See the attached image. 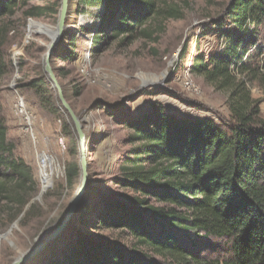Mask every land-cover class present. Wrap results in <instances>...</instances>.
I'll use <instances>...</instances> for the list:
<instances>
[{
	"label": "trees",
	"instance_id": "obj_1",
	"mask_svg": "<svg viewBox=\"0 0 264 264\" xmlns=\"http://www.w3.org/2000/svg\"><path fill=\"white\" fill-rule=\"evenodd\" d=\"M31 1L0 0V80L7 70L4 47L17 25L58 12L53 3ZM77 5L95 10L99 20L90 31L91 53L119 38H149V24L181 17L166 0ZM88 33L81 30L82 38ZM78 35L65 33L64 47L54 48L57 61L76 59ZM209 37L214 43L203 50L199 41ZM188 71L226 95L228 117L215 121L158 104L128 117L122 122L127 147L116 156L110 185L90 190L87 183L77 211L38 264H264V118L251 92L264 88V0H229L201 26ZM28 86L47 99L41 79ZM112 187L129 193L118 195ZM36 192L30 168L7 138L0 108V202L11 207L8 222L33 214L35 204L25 207ZM109 230L129 241L100 234Z\"/></svg>",
	"mask_w": 264,
	"mask_h": 264
},
{
	"label": "rangeland",
	"instance_id": "obj_2",
	"mask_svg": "<svg viewBox=\"0 0 264 264\" xmlns=\"http://www.w3.org/2000/svg\"><path fill=\"white\" fill-rule=\"evenodd\" d=\"M228 1L166 0L168 6L181 12L180 18L149 24L147 28L152 30L149 38L141 37L129 43H122L119 38L91 53L88 51L90 31L99 22L94 16L95 10H81L77 0H68L65 33L80 34L76 40L80 51L73 62L57 61L55 49L59 52L64 47V42L60 41L52 52L51 66L63 97L84 134L90 190L97 186L108 188L110 178L116 173V156L127 147L128 131L122 122L148 111L151 104L161 105L168 111L208 116L215 121L228 117L226 95L188 71L200 27L219 14ZM46 2L56 5L59 12L61 0H32L30 3ZM58 12L53 19L23 20L4 47L7 70L0 80V108L7 126V138L14 144L15 156L26 163L35 180L37 192L31 199L41 189L44 192L30 203L36 205L32 215L24 218L22 213L12 222H8L10 205L0 202V236L7 233L6 238L0 240V264H11L19 254L52 231L80 185L77 133L44 69L49 35L34 22L54 28ZM81 30L89 32L88 38H82ZM213 43L209 37L201 39L199 46L209 50ZM183 48H186L184 61L181 58ZM40 79L47 90V99L37 96L28 86L31 81ZM251 92L259 100L264 118V88L254 86ZM45 156L47 160H43ZM73 172L74 176L69 179ZM111 189L118 195L129 193L117 187ZM100 234L119 237L124 243L129 241L115 230ZM42 251L23 264H38Z\"/></svg>",
	"mask_w": 264,
	"mask_h": 264
},
{
	"label": "water",
	"instance_id": "obj_3",
	"mask_svg": "<svg viewBox=\"0 0 264 264\" xmlns=\"http://www.w3.org/2000/svg\"><path fill=\"white\" fill-rule=\"evenodd\" d=\"M67 9H68V0H61L60 8L58 12V20L54 28L44 25L41 22L34 21L38 29H42L43 32L47 35H49L50 42L47 46V50L44 54V69L47 73L48 78L52 82V85L57 89V93L60 99V102L64 108V110L68 113L70 118L73 121L75 131L77 133L78 137V143H79V151H80V185L77 189V192L74 196V199L72 200L70 206L66 210L63 218L61 219L60 223L50 232H48L45 236L41 238V240L36 241V243L28 249L26 252H23L19 254L17 258L11 263V264H23L27 259L35 255L36 253L42 251L53 239H55L67 226V224L70 222L72 216L77 211L80 202L82 200L83 194L85 192L86 186H87V170H86V157L84 153V134L81 129V125L79 124V121L75 114L73 113L71 107L69 104L65 101L63 97V93L61 90L60 85L57 82L56 76L53 73V69L51 66V56L52 52L55 48V46L59 43V41L64 37L65 30L67 29V25L65 23L66 16H67ZM33 22L32 20H29V23ZM29 23H28V32H29ZM38 32H35L37 34ZM88 38V37H87ZM91 44V39H90ZM90 46V45H89ZM44 190H40L39 194L30 200V202L26 205L25 209L30 205L31 202H33L36 198H40ZM17 222V221H16ZM13 223L12 227L16 224ZM11 229V228H10ZM9 229V230H10ZM7 233L0 236V240L3 238H6Z\"/></svg>",
	"mask_w": 264,
	"mask_h": 264
},
{
	"label": "bare ground",
	"instance_id": "obj_4",
	"mask_svg": "<svg viewBox=\"0 0 264 264\" xmlns=\"http://www.w3.org/2000/svg\"><path fill=\"white\" fill-rule=\"evenodd\" d=\"M44 159H46V160H47L46 156L43 158V160H44Z\"/></svg>",
	"mask_w": 264,
	"mask_h": 264
}]
</instances>
